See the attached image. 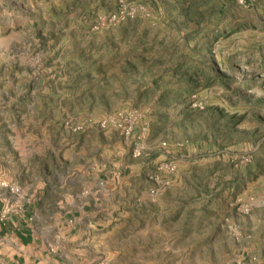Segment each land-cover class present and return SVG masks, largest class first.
Returning <instances> with one entry per match:
<instances>
[{
    "label": "rangeland",
    "instance_id": "374dc122",
    "mask_svg": "<svg viewBox=\"0 0 264 264\" xmlns=\"http://www.w3.org/2000/svg\"><path fill=\"white\" fill-rule=\"evenodd\" d=\"M0 186L119 205L128 264H264V0H0Z\"/></svg>",
    "mask_w": 264,
    "mask_h": 264
},
{
    "label": "crops",
    "instance_id": "0c3cea01",
    "mask_svg": "<svg viewBox=\"0 0 264 264\" xmlns=\"http://www.w3.org/2000/svg\"><path fill=\"white\" fill-rule=\"evenodd\" d=\"M116 207L106 200L85 202L75 216L51 229L49 222L35 221L32 206L17 205L14 195L0 186V264H104L117 255L124 256L121 264L145 262L146 254L140 250L112 248L125 241L116 239L123 225L118 218L122 208ZM99 211L110 216L102 221ZM100 225H108L111 232L100 235L104 228Z\"/></svg>",
    "mask_w": 264,
    "mask_h": 264
}]
</instances>
